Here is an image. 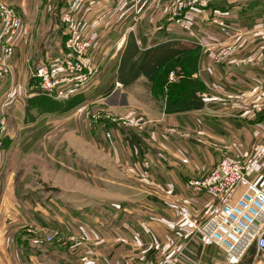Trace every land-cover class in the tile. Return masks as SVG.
Instances as JSON below:
<instances>
[{
  "label": "crops",
  "instance_id": "obj_1",
  "mask_svg": "<svg viewBox=\"0 0 264 264\" xmlns=\"http://www.w3.org/2000/svg\"><path fill=\"white\" fill-rule=\"evenodd\" d=\"M173 1L0 0L23 21L11 74L0 75V233L18 224L25 235L0 264H160L176 254L181 264H229L183 214L200 225L220 206L190 182L225 156L264 189V0L189 7L181 20L194 37L171 19ZM69 9L93 40L99 72L73 110L38 114L28 108L40 92L31 69L65 58ZM214 17L242 35L221 33ZM3 45L0 24V58ZM185 78L203 87L204 107L170 113L172 94L188 98L186 88L170 93ZM32 157L49 191L29 184ZM25 229L62 236L45 247ZM240 264H264V252L253 247Z\"/></svg>",
  "mask_w": 264,
  "mask_h": 264
},
{
  "label": "built area",
  "instance_id": "obj_2",
  "mask_svg": "<svg viewBox=\"0 0 264 264\" xmlns=\"http://www.w3.org/2000/svg\"><path fill=\"white\" fill-rule=\"evenodd\" d=\"M122 1L130 3L136 9L140 5V0ZM213 1L215 0H174L170 8V17L194 37V30L183 22L181 17L189 7H203ZM61 19L67 29L64 43L65 58L31 69L32 78L38 80L42 94L54 101H68L76 97L99 72V67L93 64L89 56L93 40L85 34L73 10L65 11ZM211 22L230 38L242 35L234 32L232 26L224 19L214 17ZM0 24L4 43L0 58V75L5 76L11 74L10 60L15 53L23 21L12 6L0 3ZM231 50V46L223 48L221 55H227ZM135 122L131 120L130 125H134ZM5 135L6 127L3 123L0 129V148L4 144ZM106 136L111 137L109 133ZM190 186L197 192H205L220 201V206L203 224H194L188 212H185L183 217L194 225L206 242L213 243L225 253L229 264H240L253 247L258 253L264 252V189L256 182L250 181L242 162L233 156H225L205 178L191 181ZM239 188H243V191L236 197ZM28 231L37 233L34 229ZM43 231L46 235L43 238L39 237L42 239L39 243H52L62 236L58 231L46 229ZM160 264H181L180 255L170 256Z\"/></svg>",
  "mask_w": 264,
  "mask_h": 264
},
{
  "label": "trees",
  "instance_id": "obj_3",
  "mask_svg": "<svg viewBox=\"0 0 264 264\" xmlns=\"http://www.w3.org/2000/svg\"><path fill=\"white\" fill-rule=\"evenodd\" d=\"M65 43V42H64ZM191 72H194V69H191ZM31 83L36 86L37 90L39 91V95L34 98L33 100L29 101V109L35 108L38 111V114L44 113H64L73 110L77 107L81 100L77 97L72 98L68 101H54L42 94V90L40 88V84L37 79L32 78ZM166 83V80L163 81V84ZM187 89L188 98L180 100L177 97L170 98L167 103V110L170 113H174L173 111L181 110V109H202L204 107V103L200 100L196 93L203 91V87L198 83L189 78L182 79L180 84H174L170 87V93H177V90H184ZM28 116L31 114L28 113Z\"/></svg>",
  "mask_w": 264,
  "mask_h": 264
},
{
  "label": "rangeland",
  "instance_id": "obj_4",
  "mask_svg": "<svg viewBox=\"0 0 264 264\" xmlns=\"http://www.w3.org/2000/svg\"><path fill=\"white\" fill-rule=\"evenodd\" d=\"M28 118H31V116H28ZM0 127H2V125ZM3 148H4V144L0 148V150H2ZM36 153H39L38 150ZM24 167H25V170H28L30 175L32 176L31 179L29 180L30 185H35L36 187H39V190H41V191H49L47 187L43 188L42 184L40 185V182L41 181L43 182V179L41 178L42 174L39 171V167H41V165L39 164L37 157H32V159L25 162ZM33 174H35V176H33ZM26 193H27V191H25V193H23V195L27 196ZM29 195H32V193ZM20 228H21V226L18 224H9L6 226L4 225L2 227V230H1L2 233H0V259H3L6 263H7L6 257H7V259H9L7 254L10 253L11 249H13V245L16 246L19 250H23L22 247H24V246H23L22 240H23V237L25 235H23L22 232H20L21 231V230H19ZM25 231H26L25 233L27 235L36 236L37 239H35V241L40 246H45V247L52 246L58 240V238H57L52 243H47V242L39 243V240H42V239H39V237L43 238V237H45V234H43V233L33 234L26 229H25ZM8 245H10V246H8ZM52 247H54V246H52ZM16 263L22 264L21 260L18 258H16ZM27 264H28V262H27Z\"/></svg>",
  "mask_w": 264,
  "mask_h": 264
}]
</instances>
